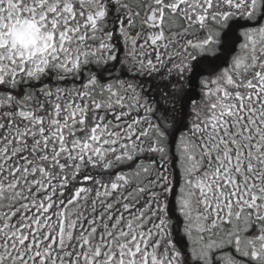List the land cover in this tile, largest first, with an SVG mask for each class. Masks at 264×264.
I'll use <instances>...</instances> for the list:
<instances>
[{"label":"snow or ice","instance_id":"snow-or-ice-1","mask_svg":"<svg viewBox=\"0 0 264 264\" xmlns=\"http://www.w3.org/2000/svg\"><path fill=\"white\" fill-rule=\"evenodd\" d=\"M0 264H264V0H0Z\"/></svg>","mask_w":264,"mask_h":264}]
</instances>
